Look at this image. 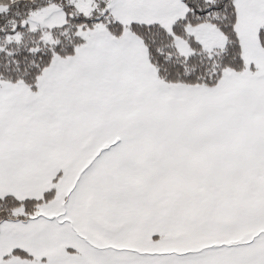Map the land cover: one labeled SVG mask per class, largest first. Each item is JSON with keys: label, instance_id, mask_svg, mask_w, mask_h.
Segmentation results:
<instances>
[{"label": "snow or ice", "instance_id": "1", "mask_svg": "<svg viewBox=\"0 0 264 264\" xmlns=\"http://www.w3.org/2000/svg\"><path fill=\"white\" fill-rule=\"evenodd\" d=\"M0 264H264V0H0Z\"/></svg>", "mask_w": 264, "mask_h": 264}]
</instances>
